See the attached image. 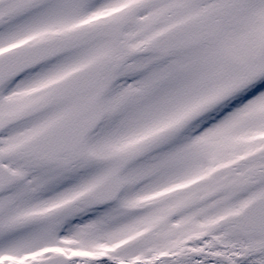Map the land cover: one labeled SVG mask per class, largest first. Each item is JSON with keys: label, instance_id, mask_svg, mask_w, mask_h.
<instances>
[{"label": "snow or ice", "instance_id": "obj_1", "mask_svg": "<svg viewBox=\"0 0 264 264\" xmlns=\"http://www.w3.org/2000/svg\"><path fill=\"white\" fill-rule=\"evenodd\" d=\"M0 264H264V0H0Z\"/></svg>", "mask_w": 264, "mask_h": 264}]
</instances>
